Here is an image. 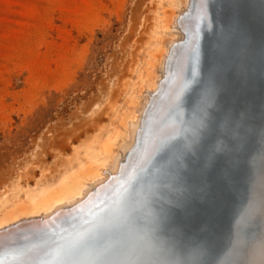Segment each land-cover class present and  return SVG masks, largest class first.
<instances>
[{"label":"rangeland","instance_id":"obj_1","mask_svg":"<svg viewBox=\"0 0 264 264\" xmlns=\"http://www.w3.org/2000/svg\"><path fill=\"white\" fill-rule=\"evenodd\" d=\"M104 1L0 0V212L28 204L79 160L100 155L117 115L129 111L126 100L151 60L153 11L174 6L153 0L148 11L150 0ZM166 26L157 29H167L162 46Z\"/></svg>","mask_w":264,"mask_h":264},{"label":"water","instance_id":"obj_2","mask_svg":"<svg viewBox=\"0 0 264 264\" xmlns=\"http://www.w3.org/2000/svg\"><path fill=\"white\" fill-rule=\"evenodd\" d=\"M197 1L192 0L190 4L192 22L185 30L186 38L179 51V56L185 57L183 71L178 65H173L171 71V76H174L175 72L181 74V82L174 87L173 83L168 81L159 103L168 102L172 90L175 96L188 78L191 64L188 40L189 32L196 23L194 17L197 13ZM212 2L213 0H210V4ZM262 8L264 0H252L250 14L245 21V52L249 68L245 90L241 92L238 84L226 80L225 84L218 88L209 108L210 114L213 109L224 110L230 118L233 109L238 107L236 119L246 121L244 127L248 135L241 136L238 146L231 151V158L237 167L246 164L247 173L224 185L212 174L208 181L211 188L207 195L189 190L184 206L174 212L170 209L176 208L177 205L168 202L158 179L159 172L155 167L158 153L155 151L146 162H141L134 168L129 167L130 174L125 182L112 191V198L105 199L96 206L98 208L103 205L99 210L95 211L96 207L90 208L85 216L82 214L66 218L63 226L54 224V227L44 234L36 233L33 237H24V241L19 240L11 244L0 250V264H20L22 259L34 260L33 264H246L252 255L254 257L264 236ZM209 19L211 33L201 24L202 38L199 44L202 52L207 45L208 35L218 34L228 27L220 12L214 14L211 7ZM215 46L213 41L212 47ZM204 78L205 75L201 71L189 85L186 95L195 91ZM153 105L145 126L148 133L141 134L131 154L133 156L140 151L146 137H152L151 134L156 131L154 123L151 122ZM183 111V119L187 120L189 109L186 105ZM166 112L161 115L160 128L169 124L179 125L173 112V104ZM224 126L225 121L222 119L219 123L221 131ZM166 137H158L157 146ZM249 142L253 144L254 150L250 155H246ZM219 143L216 142L217 148ZM144 154L143 156H146ZM75 220L78 222L75 223ZM88 222L91 223L87 224ZM32 247H37L36 250L41 252L33 251ZM29 255L34 258H28Z\"/></svg>","mask_w":264,"mask_h":264},{"label":"bare ground","instance_id":"obj_3","mask_svg":"<svg viewBox=\"0 0 264 264\" xmlns=\"http://www.w3.org/2000/svg\"><path fill=\"white\" fill-rule=\"evenodd\" d=\"M170 2L173 3L174 9L170 10L169 8L171 6L167 10L165 7L161 9L160 3H158V5L155 4V6L157 5V8L153 11L150 7L154 6V2L153 0H150L147 10L154 12L153 26L156 27L151 34L152 41L149 46L151 60L146 67V71L144 70L145 72L141 74L138 84L126 100V105H128L129 111H125V108L127 107H124L120 114L117 115L116 119L118 123L116 122V125H113L115 127L112 137L107 139L108 141H106L107 143L104 147L101 146L104 148L103 150L101 148L102 153L100 155L95 154L87 161L79 160L77 168H74L75 170H73V172L70 171L71 173L68 174L67 177H64L65 180L62 179L63 181H59L55 187H51L28 204H20L19 206L17 204L16 207L12 205L13 208L8 206L10 209L1 211L0 250H4L11 244L17 243L19 240L24 241V237L30 238L36 233L44 234L53 228L54 224L63 226L62 223H64L66 218L82 214L85 216V213H87L90 208H95L103 200L112 198V191L115 188L117 189L118 185L121 187L122 183L125 182V179L129 176V167L134 168L141 162H146L158 148L156 139L158 137L161 138L164 135L168 136L171 131L178 127V125L169 124L160 128L162 121L161 115H164L171 104H173L174 90H172L169 96L171 98L168 102L164 104L161 102L159 103V98L165 93L163 89L168 81L173 83L174 87L181 82V74L179 75V73L175 72L174 76H171V71L173 65L174 67L176 65L181 67V64H185V57L183 58V55L179 56V51L182 42L186 38L185 30L188 26L190 27L189 23L192 22L190 18L191 12L189 10L192 0H170ZM100 5L102 6V4ZM110 7L113 6L111 5ZM98 8L102 7H97V9ZM91 20L92 19H90V21ZM91 22H94V20ZM167 24L171 28V35L167 40H163L165 43L163 42L164 45L162 46L161 36L165 34L167 29H164V32L161 34H158L157 29L159 26L167 27ZM87 26L83 25V28H86ZM146 26H144V28ZM91 32L93 33V31ZM140 33L142 34V32ZM142 38L143 36L139 38L138 46H140ZM160 41L161 44H159ZM158 44L161 45V48ZM158 50L160 51L159 54L156 53ZM156 60L157 67L155 69L153 63ZM151 70H155L154 72L157 73H152ZM150 71L154 76L151 79L152 81L150 85L146 87V84H144L146 82L145 79L144 83L141 82L146 76L149 77ZM142 87H145V90L142 93V98H140L137 97V92ZM143 88L141 90H143ZM152 104L154 105L152 108L153 115L151 122L154 123L153 125H155L156 131H154V134H151L152 137L150 136V138L146 135L145 145L143 144L140 151L133 156L131 154L136 148L141 134L148 133L145 130V126L147 125L146 122ZM119 138L122 140V143L119 144L121 147L119 152L115 153V150H117L115 147H118V143L121 142L117 141ZM104 142L105 141H103L102 144ZM145 151L146 156H143ZM102 206H99L98 208L96 207L95 211L99 210ZM77 222L78 221L75 220V223ZM89 223L91 222H88L87 224ZM33 248L34 247H32V249ZM36 248L37 247H35L33 251H38ZM32 255H29L28 258L33 259L34 257ZM33 263L34 260H20V264ZM246 264H264V236L260 240V247L257 249L254 257L252 255Z\"/></svg>","mask_w":264,"mask_h":264},{"label":"snow or ice","instance_id":"obj_4","mask_svg":"<svg viewBox=\"0 0 264 264\" xmlns=\"http://www.w3.org/2000/svg\"><path fill=\"white\" fill-rule=\"evenodd\" d=\"M251 6L252 0H222V3L221 0H213L211 4L210 0H198L196 5V23L189 32L188 40L191 57L188 78L173 100V112L179 125L156 149L158 155L155 167L159 172L160 185L168 202L177 205L171 211L177 212L184 206L189 190L207 195L211 188L208 181L212 174L224 185L248 171L246 164L237 167L231 158V151L238 146L241 136L248 135L244 127L246 121L236 119L238 107L233 109L230 118L224 110L213 109L210 114L209 108L218 88L226 80L238 84L241 92L246 88L249 68L245 52V21ZM209 7L214 14L220 12L228 27L218 34L208 35L207 45L202 52L199 44L202 38L201 24L207 32L212 31ZM261 12L264 14V8ZM213 41L215 48L212 47ZM201 71L205 75L203 82L195 91L186 95L189 85ZM185 105L189 109L187 120L183 119ZM222 119L225 121L223 131L219 127ZM217 141L220 142L219 148L215 146ZM253 150L254 146L249 142L246 155H250Z\"/></svg>","mask_w":264,"mask_h":264}]
</instances>
